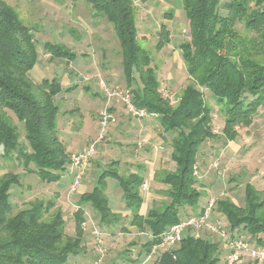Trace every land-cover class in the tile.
<instances>
[{
    "label": "trees",
    "instance_id": "trees-1",
    "mask_svg": "<svg viewBox=\"0 0 264 264\" xmlns=\"http://www.w3.org/2000/svg\"><path fill=\"white\" fill-rule=\"evenodd\" d=\"M82 1L92 7L95 15L114 25L123 70L136 105L157 113L163 129L176 133L171 140L176 169L167 170L161 178L170 186L163 191L169 200L143 215L139 212L143 178L138 173L123 175L105 168L98 173L94 188L80 195L79 209L74 214L75 234L68 235L61 210L47 217L54 202H35L15 210L11 189L20 184V178L17 173L6 172L0 177V264H71L69 257L83 252L86 205L100 214L104 224L120 219L106 193L110 177L118 179L126 206L133 212L131 224L158 237L190 215L184 212L187 206L195 208L200 202L202 192L195 186L194 165L201 146L217 137L212 107L201 88L211 91L223 111L226 140H236L237 128L251 126L264 107V64L243 53L247 42L237 30V24L242 22L247 29L264 36V0H227L224 4V0H182L191 34V40L181 47L183 59L187 73L198 85L188 84L174 106L160 90L151 55L139 43L135 0ZM169 42L170 32L163 24L156 47L162 49ZM45 48L55 58L75 56L57 43L47 42ZM37 56L32 28L21 21L6 0H0V105L24 123L28 142L23 146L16 127L0 114V154L8 157L17 153L16 159H23L27 173L51 184L70 171L72 153L57 128L59 106L54 98L62 91L59 79L35 83L30 77ZM216 210L226 216L230 230L248 232L251 240L264 247V198L255 186L246 185L244 205L219 198ZM215 237L210 232L199 238L187 236L176 248L163 252L154 264H221V245ZM157 241L158 238L148 240L143 246L146 252ZM140 255L137 253L132 261L140 259Z\"/></svg>",
    "mask_w": 264,
    "mask_h": 264
},
{
    "label": "rangeland",
    "instance_id": "rangeland-1",
    "mask_svg": "<svg viewBox=\"0 0 264 264\" xmlns=\"http://www.w3.org/2000/svg\"><path fill=\"white\" fill-rule=\"evenodd\" d=\"M6 1L14 8L21 21L32 28L37 43L38 58L30 71L31 79L35 83H40L44 79L52 80L56 77L62 85V91L54 98L59 106L57 128L74 134L77 140L79 138L78 144L80 145L76 144L71 147L78 149L85 142V137L94 136L95 133L98 136L99 133L96 118H99L100 111L107 105L106 95L104 89L100 88L99 81L103 80L108 87L118 86L122 89L132 87L128 85L123 70V55L115 27L105 17L95 15L92 7L82 0ZM225 1L227 0H224L223 4ZM254 3L252 2L251 5ZM221 11L225 14L224 8H221ZM135 16L139 43L151 55V66L156 70L161 82L160 90L174 106L179 102L184 88L195 82L187 73L181 48L184 42L191 40L189 20L183 2L182 0H135ZM163 24L170 32V42L162 49H158L156 44ZM237 30L247 42L246 50L242 52L264 64V36L247 29L242 22L237 24ZM47 42L66 46L75 53V56L71 59L52 57L45 48ZM195 84L198 85L196 82ZM201 89L212 107V126L217 137L207 140L201 146L195 164L202 166L205 171L209 170L213 163L218 165L206 174L207 188L198 181L195 183V186L201 192L203 191L200 201L204 203L207 199L212 197L218 199L219 197L244 205L248 182L252 183L264 198V107L259 109L251 126L237 128L239 136L235 141L226 140L223 134L225 123L223 111L211 91L204 87ZM111 104H116L120 113L126 112L120 100L114 99ZM0 114L5 115L8 121L16 127L21 137V144L26 147L28 142L25 138L24 123L18 120L13 111L1 105ZM157 121H155L156 124L159 123ZM158 126L160 131L166 133L164 137L159 138L160 142L170 149L171 140L176 133L166 132L160 123ZM142 150L147 155L146 158L153 159V153H147L144 145ZM17 155L14 153L3 157L0 154V177L6 172L19 174L20 184L13 185L11 189V201L15 210L26 208L35 202H54L55 206L50 209L47 217L50 218L53 213L61 210L67 222V234L74 235V214L71 215V212H74L73 204L79 206L78 201L81 195L79 190L69 199L70 184H67V188L61 186V182L67 180L65 177L57 182L47 183L36 174L27 173L23 159H16ZM116 163L117 161L111 158L103 159L102 163L94 161L93 158L84 177L90 181L88 188L92 186L101 170L113 169V164ZM168 168H176V163L169 161L165 169ZM66 174L70 178L73 176L72 172ZM139 175L142 177L143 173ZM213 180L218 182L210 184ZM142 185L139 187L141 192H146ZM159 194L161 195L160 206L161 201L169 200V197L165 192ZM115 199L113 206L117 202H123L118 197ZM118 215L119 220L104 224L101 222L100 214L91 205H86L87 224L84 228L83 252L70 256L68 261L71 264H130L138 252L136 245L143 248L150 238V233L143 231L140 234L142 232L140 229H128L132 222L133 212L132 216L123 211H119ZM215 216L224 221L225 228L230 227L226 216L219 210H216ZM118 221H122L121 226L111 227ZM93 224H96L104 233L102 245L104 253H100L97 249L96 238L91 232ZM239 235L249 239L252 245H258L251 240L248 232L240 231ZM211 236H217L214 240L220 238L217 234H211ZM218 241L223 245L221 239ZM220 248L223 250V247ZM224 252L221 253V264L224 263ZM248 256H244L239 264H264V258Z\"/></svg>",
    "mask_w": 264,
    "mask_h": 264
},
{
    "label": "crops",
    "instance_id": "crops-1",
    "mask_svg": "<svg viewBox=\"0 0 264 264\" xmlns=\"http://www.w3.org/2000/svg\"><path fill=\"white\" fill-rule=\"evenodd\" d=\"M113 100H111L112 102ZM110 102V110L117 115V122L112 124L109 128V133H108V142H103L97 152L94 155V161H98L100 163L103 162V159L106 158H111L117 161L116 164H113V169L112 170H118L119 173L123 175H130L133 173H143V181L147 183V188L146 192H141L140 194L143 197V204L140 208V213L143 215H146L147 211L150 210L153 207L159 206L160 202V197L161 195L159 194L160 192H163L164 190L168 189L170 186L168 184H165L161 181V178L164 176L167 170L174 171L176 168H171V169H165L166 166L168 165L169 161L174 163L175 162L171 158V153H172V146H169L170 149H167L166 146H164L163 142H160L159 138L164 137L166 135L165 132L160 131L157 127H159V123L157 121V118H146V119H137L134 118L130 115H127L126 113H120L118 111V107L116 104H111ZM119 116V117H118ZM157 121L158 124H156L155 121ZM96 122L99 127V118H96ZM80 132L82 130H79ZM59 136L61 140L64 141L67 150L71 153L77 152L81 150L84 146H86L90 141L94 140L97 138V135L92 136H87L85 137V142L81 147L78 149H72L71 147L73 145L78 144V140L75 138L76 136L70 132H65L61 131L58 129ZM161 134L163 136H161ZM235 141V140H234ZM80 144H78L79 146ZM144 145V149L147 151V153H153V159L146 158L147 155L144 154V150H142V146ZM165 150V151H164ZM167 151V152H166ZM109 152V155H107ZM142 155V156H141ZM143 159V160H138V159ZM146 162V163H145ZM217 163H213V165L210 166L209 170L205 171L202 166L199 167L198 169V174L199 178L196 179L199 183H202L206 188L208 187L206 185V174L208 171H213L214 168H217ZM148 168V170H146ZM70 170V169H69ZM71 173L72 170L67 171V173ZM73 174V173H72ZM66 175V176H65ZM63 177H65L67 180L61 182V186H65L67 188V184H71L72 178L68 177L67 174H65ZM203 178H205L203 180ZM219 180V179H218ZM224 180V179H223ZM220 181V180H219ZM89 180L84 179L81 185L79 186L78 190L79 192L85 193L91 191L94 186L96 180L93 182L92 186L89 187ZM215 182L218 181H212L210 184H214ZM225 182V181H223ZM250 183V182H248ZM252 184V183H251ZM143 186V185H142ZM205 187H203L205 189ZM144 188V187H143ZM119 189V191H117ZM203 189V190H204ZM203 192V191H202ZM107 196L109 197L110 200V206L113 210V212H118L123 211L126 212L127 214L131 215L132 210L129 209L126 206L125 198L123 195V190L119 184L118 179L116 178H109L108 179V187L106 190ZM115 193V194H113ZM204 193L207 194V192ZM118 197L120 200H123V202H117L116 205L113 206L115 198ZM213 198V197H212ZM219 199V197H218ZM119 200V201H120ZM209 199H207L204 203L201 201L198 204V208H192L187 206L184 210L186 213H193L197 212L199 210V206L201 207L204 205ZM217 200V199H216ZM163 201H161L162 203ZM202 203V204H201ZM161 205V204H160ZM128 209H127V208ZM132 216V215H131ZM133 219V217H132ZM122 221H118L117 223H114L115 225H112L111 227H118L121 226ZM121 224V225H120ZM110 227V228H111ZM115 228V229H116ZM138 229L137 226L132 225L130 223L128 229ZM143 233L140 232V234ZM122 234V233H119ZM112 235V234H110ZM205 235V233H204ZM219 240V239H218ZM217 240V241H218ZM147 241V240H146ZM145 241V242H146ZM143 242V244L145 243ZM219 242V241H218ZM221 247H223L222 251L224 252V260L226 257V249L222 244H220ZM138 247V254H141V258L144 256L146 253V250L143 248H140L139 245H136ZM136 251V250H134ZM136 253V254H137ZM245 256H248L246 254ZM250 257V256H248ZM133 261H131L132 263ZM224 262V261H223ZM130 263V264H131ZM224 264V263H223Z\"/></svg>",
    "mask_w": 264,
    "mask_h": 264
},
{
    "label": "built area",
    "instance_id": "built-area-1",
    "mask_svg": "<svg viewBox=\"0 0 264 264\" xmlns=\"http://www.w3.org/2000/svg\"><path fill=\"white\" fill-rule=\"evenodd\" d=\"M100 88L104 89L106 95V107L99 113V133L96 139L90 141L81 150L71 154L70 170H72V182L70 184L68 198L71 199L78 191L79 186L84 179L91 160L97 152L99 146L108 138L109 128L112 124L117 122L116 115L110 110L111 100L118 99L125 106L126 114L137 119L157 118L158 114L148 111L144 107H139L134 102V94L130 87L123 89L115 86H106L103 80L99 81ZM198 164L194 165L193 175L196 179L199 178ZM143 187L147 188V183H143ZM216 198H210L204 205H202L197 212H193L188 216L182 218L181 221L168 227L158 237L149 252L131 264H154L156 260L162 255L163 252L176 248L181 241L187 236H194L196 238L202 237L205 232L219 235V239L226 249L225 264H239L243 257L248 254L252 258L263 259L264 247L252 245L249 239L239 235L238 231H232L224 227V221L215 216ZM74 205V212L79 209V206ZM92 220V218H90ZM87 220L83 223L85 228ZM91 232L96 238L97 249L100 253H104L103 248V231L97 227L96 224L92 225ZM149 240L156 239L151 233Z\"/></svg>",
    "mask_w": 264,
    "mask_h": 264
}]
</instances>
